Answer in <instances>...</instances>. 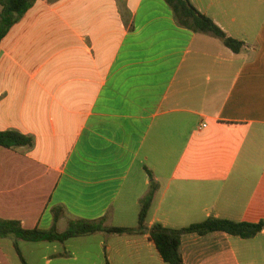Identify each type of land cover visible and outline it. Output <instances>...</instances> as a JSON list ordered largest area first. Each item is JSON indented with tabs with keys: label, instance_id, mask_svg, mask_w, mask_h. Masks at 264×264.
Returning <instances> with one entry per match:
<instances>
[{
	"label": "crops",
	"instance_id": "1",
	"mask_svg": "<svg viewBox=\"0 0 264 264\" xmlns=\"http://www.w3.org/2000/svg\"><path fill=\"white\" fill-rule=\"evenodd\" d=\"M189 1L241 51L179 26L164 0H35L10 27L0 131L33 144L0 146L1 219L49 229L61 206L59 232L134 227L146 169L148 227L264 219V0ZM23 241L1 238L0 264H21L14 243L28 264H167L148 233ZM179 250L184 264H264V231L184 233Z\"/></svg>",
	"mask_w": 264,
	"mask_h": 264
},
{
	"label": "trees",
	"instance_id": "2",
	"mask_svg": "<svg viewBox=\"0 0 264 264\" xmlns=\"http://www.w3.org/2000/svg\"><path fill=\"white\" fill-rule=\"evenodd\" d=\"M172 10L176 23L194 32L209 33L219 38L224 46L234 53H238L244 42L228 36L210 17L199 12L189 0H164ZM35 0H0V41L10 29L18 22L25 12L33 5ZM33 138L10 129L0 131V146L15 148L19 146H32ZM150 178V186L146 195L140 200L137 224L134 227L106 226L104 217L95 220L74 219L69 220L64 231L57 230V222L63 214L61 206L52 208L53 220L49 229L25 228L17 220L0 218V239L13 237L29 242H59L107 232L112 234H144L148 233L149 239L154 243L158 253L167 264H184L180 254V239L184 233L206 235L212 232H224L242 239H250L264 231V219L257 222H237L226 218L208 217L201 222L190 224L186 227L173 229L154 223L146 225L148 210L152 203L154 193L158 187L152 178L150 170L146 169ZM14 249L21 264H28L24 259L17 243ZM105 264H109L107 261Z\"/></svg>",
	"mask_w": 264,
	"mask_h": 264
},
{
	"label": "rangeland",
	"instance_id": "3",
	"mask_svg": "<svg viewBox=\"0 0 264 264\" xmlns=\"http://www.w3.org/2000/svg\"><path fill=\"white\" fill-rule=\"evenodd\" d=\"M139 174L143 178H146L147 177V175H145V173H144V171H142V169L140 170ZM139 178H140V176H139ZM148 179H149V177H148ZM141 186H142V184L140 182H138V188L137 189L138 190H141V188H142ZM23 242H25V244L29 245L30 247L37 246V245H32L33 243H31L29 241H23ZM42 246H45V245H41V247H38L39 249H38V251L36 253L37 256H40V253H42L41 251L44 250V247H42ZM23 251H24V253H26V255H28V257H30L29 256V252H30L29 250H27L26 248H23ZM77 251H78L77 254L79 256H81L82 255L81 252H83V250H77ZM105 263H106V260H105Z\"/></svg>",
	"mask_w": 264,
	"mask_h": 264
},
{
	"label": "built area",
	"instance_id": "4",
	"mask_svg": "<svg viewBox=\"0 0 264 264\" xmlns=\"http://www.w3.org/2000/svg\"><path fill=\"white\" fill-rule=\"evenodd\" d=\"M202 126H205V125H202Z\"/></svg>",
	"mask_w": 264,
	"mask_h": 264
}]
</instances>
